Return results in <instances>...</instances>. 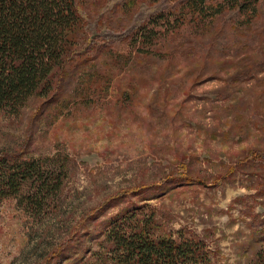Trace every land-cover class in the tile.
Here are the masks:
<instances>
[{"label": "rangeland", "instance_id": "374dc122", "mask_svg": "<svg viewBox=\"0 0 264 264\" xmlns=\"http://www.w3.org/2000/svg\"><path fill=\"white\" fill-rule=\"evenodd\" d=\"M185 1L126 0L101 15L98 0H86L85 59L62 79L65 102L35 97L18 114L0 112V154L66 169L38 214L0 199V264H39L59 245L66 259L50 264H81L85 245L102 247L95 226L136 203L155 216L156 234L201 239L209 264H258L264 0ZM179 173L199 182L123 195L89 221L116 194Z\"/></svg>", "mask_w": 264, "mask_h": 264}, {"label": "trees", "instance_id": "16d2710c", "mask_svg": "<svg viewBox=\"0 0 264 264\" xmlns=\"http://www.w3.org/2000/svg\"><path fill=\"white\" fill-rule=\"evenodd\" d=\"M125 1L98 0L97 4L102 15L108 13V7ZM224 1L232 7L248 2ZM185 3L197 4L195 0ZM88 12L86 0H0V112L18 114L27 100L35 97L49 106L65 102L62 79L68 72L74 74L85 59L83 53L86 51L81 47L78 34ZM90 27L92 30L91 23ZM73 58L77 62L74 63ZM22 153L0 154V199L16 197L24 210L38 214L48 206L47 202L59 195L66 169L64 166L43 167L38 160L24 157ZM179 174L167 176L147 188L134 187L116 194L95 209L89 221L98 219L103 210L123 195H136L151 189L156 191L153 195L159 196L166 181L173 187L180 181L199 182L187 177L186 173ZM142 208L143 205L131 204L129 209L95 226L93 235L95 239L101 237V250L85 245L81 264H209L201 239H174L156 234L155 216L141 215ZM260 237L264 239V230ZM58 247L39 264H50L55 256L58 262L65 260L61 255L63 249L57 250ZM66 248L69 247L65 245L64 250ZM258 264H264V251Z\"/></svg>", "mask_w": 264, "mask_h": 264}]
</instances>
